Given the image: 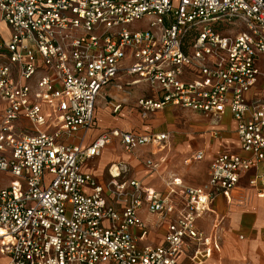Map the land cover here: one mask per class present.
Listing matches in <instances>:
<instances>
[{
  "label": "built area",
  "instance_id": "obj_1",
  "mask_svg": "<svg viewBox=\"0 0 264 264\" xmlns=\"http://www.w3.org/2000/svg\"><path fill=\"white\" fill-rule=\"evenodd\" d=\"M143 17L147 30L124 28ZM229 22L244 29L230 35ZM1 23L11 28L10 36L0 30V171L12 177L0 189L7 264H179L189 242L202 264L219 250L198 219L243 173L264 169V95L250 96L264 92V0H0ZM120 78L119 90L154 91L137 102L144 120L166 106L215 118L229 110L248 156L218 155L203 186L174 179L157 192L113 173L98 183L83 165L114 140L132 153L168 139L112 129L88 146L71 143L95 127L103 88ZM122 107L111 103L113 114ZM250 184L264 197V173ZM144 206L171 219L161 245L133 234L146 228Z\"/></svg>",
  "mask_w": 264,
  "mask_h": 264
},
{
  "label": "crops",
  "instance_id": "obj_2",
  "mask_svg": "<svg viewBox=\"0 0 264 264\" xmlns=\"http://www.w3.org/2000/svg\"><path fill=\"white\" fill-rule=\"evenodd\" d=\"M123 81L124 79L120 78L105 86L101 92V94L104 92V110L109 117L117 119V124L112 125L110 121L101 117L96 108L95 127L89 131H80L71 143L85 147L108 130L131 131L133 125L129 119H126L129 112H126L124 102L112 98V92L119 90L116 86L123 84ZM148 89L149 91H141L144 94L143 98H148L145 97L146 93L150 95L149 98L154 97V91L151 88ZM256 94L264 95V92L261 89L253 90L250 96L254 97ZM107 97L111 100H107ZM111 103L123 105L118 114H113ZM135 110L138 117L142 118L140 111L137 108ZM195 113L200 115L198 120L205 117L219 124L210 128L205 125L199 129L203 132H200L198 136L194 133L192 138H179L177 140L179 146L172 149L173 138L169 131L164 130V122L150 133L167 134L168 139L165 142L141 147L130 153L123 148L119 140H114L99 157L86 161L83 170L92 174L100 184L109 181L113 173L119 176L120 180L127 178L139 180L146 188L157 192H167L168 183L174 179L185 186L207 184L211 163L218 155L231 153L246 157L248 154L240 146L237 122L229 110L219 118L200 112ZM161 118L167 120L166 113L163 111L157 117L158 120ZM231 122L233 126H230ZM197 152L204 153L201 161L185 163L187 158ZM149 161L152 162V166L148 164ZM121 165L126 167L125 172L116 169ZM1 173L7 174L0 171ZM262 173H264L263 168L243 173L230 195L228 197L218 196L211 205V210L198 219V229L206 236L217 238L219 243V250H214L211 257L204 260L202 264H264V197H260L257 187L250 184L252 177ZM138 217L146 228L144 230L133 229V234L149 244H163L171 219L150 213L146 206L138 212ZM198 249L200 248L197 243L189 242L185 253L179 257V264H195L193 256ZM1 257L2 261L8 262L6 257L2 255Z\"/></svg>",
  "mask_w": 264,
  "mask_h": 264
},
{
  "label": "rangeland",
  "instance_id": "obj_3",
  "mask_svg": "<svg viewBox=\"0 0 264 264\" xmlns=\"http://www.w3.org/2000/svg\"><path fill=\"white\" fill-rule=\"evenodd\" d=\"M149 24H150V17H143L142 19L135 20L131 24L124 26V28L131 32L145 31L149 28ZM239 25L240 24L238 23L237 25H233L231 22H229V27L232 30V33L230 35H235L240 30L244 29V28L240 29ZM10 29L11 28L7 26L5 23L0 24V30L3 32L5 36H10V32H11ZM77 33L79 34L80 32ZM97 34H100V32H97ZM148 88H149L148 85L142 84L132 88H123V90H117L112 92L113 93L112 98L114 100L123 101L126 112L127 111L129 112V114L126 116V119H129L130 123L133 125L131 131L154 132L155 128H158L165 122L164 130L169 131L171 133V137L173 138L171 146L173 149L176 148V146H179L178 145L179 143L177 142L179 138H183V139L188 137L192 138L191 136H193L194 133H196L195 135L198 136L200 135V132L201 133L203 132L200 131L199 129L204 127L205 125H207V127L210 128L212 126L219 124V123H214L205 117L198 120V118L200 117L199 114L195 112H191L190 110L185 108H181V107L176 108L172 106L166 107L164 110H162L164 113H166L167 120H164L163 118H161L160 120L157 119L158 115L162 111L152 113L146 120L139 118L135 108L138 100L144 97L143 96L144 94H142L141 91H146V90L149 91ZM145 97L149 98L150 95L146 93ZM107 100H111V98L107 97ZM104 107H105V103H104V92H103L98 98V103H97V110L99 111L98 113L101 114V117H104L105 120L110 121L112 125L117 124V119H114L111 116L109 117L108 113L104 110L105 109ZM2 109L3 108L0 101V118H1ZM111 124H109L110 127ZM170 124H172L173 126H171ZM230 126H233L232 122ZM204 131H206V129H204ZM11 180H12L11 176L1 173L0 189L6 187ZM1 259L2 257L0 255V264H7V262L2 261Z\"/></svg>",
  "mask_w": 264,
  "mask_h": 264
}]
</instances>
